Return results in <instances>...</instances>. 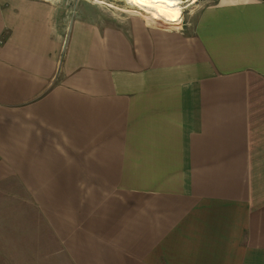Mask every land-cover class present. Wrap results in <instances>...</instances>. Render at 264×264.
<instances>
[{"label": "crops", "instance_id": "0c3cea01", "mask_svg": "<svg viewBox=\"0 0 264 264\" xmlns=\"http://www.w3.org/2000/svg\"><path fill=\"white\" fill-rule=\"evenodd\" d=\"M196 7L0 0V264H264V0Z\"/></svg>", "mask_w": 264, "mask_h": 264}, {"label": "rangeland", "instance_id": "374dc122", "mask_svg": "<svg viewBox=\"0 0 264 264\" xmlns=\"http://www.w3.org/2000/svg\"><path fill=\"white\" fill-rule=\"evenodd\" d=\"M54 1L58 5L61 3L65 4L66 7V17L68 19V14L71 16L74 12L78 15H89L93 18L99 17L100 19H107L109 22H121L128 18L137 17L142 21L152 24H159L148 21L144 18L143 14H141V10L131 7L127 4L126 0H49ZM216 0H199L194 4H187L184 7V15L182 22H188L190 20L196 10V6L201 3H212ZM140 12V13H139ZM165 24V23H161ZM160 24V25H161ZM169 26V24H166Z\"/></svg>", "mask_w": 264, "mask_h": 264}, {"label": "bare ground", "instance_id": "6f19581e", "mask_svg": "<svg viewBox=\"0 0 264 264\" xmlns=\"http://www.w3.org/2000/svg\"><path fill=\"white\" fill-rule=\"evenodd\" d=\"M198 0H126L131 7L141 10L144 18L154 23L179 27L183 20L184 7ZM140 13V12H139Z\"/></svg>", "mask_w": 264, "mask_h": 264}]
</instances>
